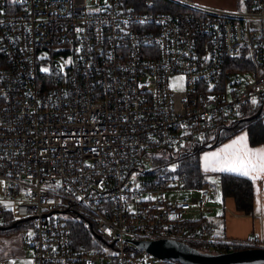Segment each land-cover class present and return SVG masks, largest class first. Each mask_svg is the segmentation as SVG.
<instances>
[{
    "label": "built area",
    "instance_id": "built-area-1",
    "mask_svg": "<svg viewBox=\"0 0 264 264\" xmlns=\"http://www.w3.org/2000/svg\"><path fill=\"white\" fill-rule=\"evenodd\" d=\"M168 1L180 9L0 0V225L21 224L33 264H164L136 244L161 239L264 248L217 236L214 184L189 188L162 160L264 101V0L234 11ZM241 55L252 69L219 79ZM182 190L196 192L169 197ZM75 220L94 223L95 246L78 248Z\"/></svg>",
    "mask_w": 264,
    "mask_h": 264
},
{
    "label": "trees",
    "instance_id": "trees-1",
    "mask_svg": "<svg viewBox=\"0 0 264 264\" xmlns=\"http://www.w3.org/2000/svg\"><path fill=\"white\" fill-rule=\"evenodd\" d=\"M126 4L133 6L137 10L143 11H171L174 12L180 8L172 4L168 0H123ZM248 6L250 0H243ZM221 70L219 79L223 77L238 75L242 71L252 69L251 62L243 55L227 59ZM262 108L261 113L253 119H246ZM246 131L251 145L256 146L264 144V101L256 105H248L241 110L239 118L232 122L230 126L223 127L220 130L218 139L214 141H204L193 146L187 147L175 156L174 163L178 174L185 175L189 188L199 187L205 181V174L200 164V156L203 151L213 148L214 146L226 141L238 133ZM164 162V161H163ZM220 189L223 199L232 198L235 203L236 210L242 214H253L255 212V186L254 182L243 175L234 173H222L219 175ZM73 234L76 239L78 248H89L95 246L91 243V233L95 230L94 223L90 227L84 221L75 220L70 223ZM4 229H0V236H8L18 233L22 230L21 224L14 226L13 223L3 225ZM164 264H175V262L164 260ZM255 264H264L255 263Z\"/></svg>",
    "mask_w": 264,
    "mask_h": 264
},
{
    "label": "crops",
    "instance_id": "crops-1",
    "mask_svg": "<svg viewBox=\"0 0 264 264\" xmlns=\"http://www.w3.org/2000/svg\"><path fill=\"white\" fill-rule=\"evenodd\" d=\"M199 5L211 8L224 9L229 11L243 10L245 3L243 0H190ZM240 137H245L246 144L249 150L256 151L264 149V144L253 146L250 144L246 131H242L235 136L227 139L226 141L207 149L202 152L200 156V164L203 173L222 174L225 172L220 171H205L204 169V156L210 155L213 152H219L226 146L232 144L233 141L238 140ZM234 173V172H228ZM238 174V173H234ZM240 175V174H238ZM254 182L255 186V212L253 214H242L236 210L234 200L232 198L223 199L219 201L218 194L214 193L210 205L214 206L213 212L208 215V219L211 221L214 232L219 237L228 238L232 240H244L251 235H256L258 240L264 241V174L259 179L253 180L251 176H246ZM206 180V179H205ZM189 192L195 193L196 190ZM222 206L227 207L229 210H225ZM21 232V231H20ZM18 232L8 236H0V255L2 257L12 255L13 258L26 261L28 264H32V259L26 254V249L23 244V236ZM3 248L6 251H3ZM9 260V259H8ZM3 261L4 264H9V261ZM2 261H0L1 263ZM2 262V264H3Z\"/></svg>",
    "mask_w": 264,
    "mask_h": 264
},
{
    "label": "water",
    "instance_id": "water-1",
    "mask_svg": "<svg viewBox=\"0 0 264 264\" xmlns=\"http://www.w3.org/2000/svg\"><path fill=\"white\" fill-rule=\"evenodd\" d=\"M246 118L253 119L261 113ZM18 225L15 223L14 226ZM5 227L0 225V229ZM140 251L160 260H169L180 264H255L264 262V248H248L231 253H204L194 247L176 240L161 239L157 241L136 242Z\"/></svg>",
    "mask_w": 264,
    "mask_h": 264
},
{
    "label": "snow or ice",
    "instance_id": "snow-or-ice-1",
    "mask_svg": "<svg viewBox=\"0 0 264 264\" xmlns=\"http://www.w3.org/2000/svg\"><path fill=\"white\" fill-rule=\"evenodd\" d=\"M15 2L16 0H13V3ZM68 62L71 63V61ZM203 160L205 171L234 172L243 176H251L253 180L259 179L264 174V149L249 150L245 137L233 141L219 152L205 155Z\"/></svg>",
    "mask_w": 264,
    "mask_h": 264
},
{
    "label": "rangeland",
    "instance_id": "rangeland-1",
    "mask_svg": "<svg viewBox=\"0 0 264 264\" xmlns=\"http://www.w3.org/2000/svg\"><path fill=\"white\" fill-rule=\"evenodd\" d=\"M8 1L11 2L12 0H8ZM89 1L90 0H88V2ZM58 60H59L58 61L59 62L58 63L59 66L61 68H63L68 63V61H70V58L68 57L66 59H61V60L58 59ZM180 78L181 77H177L176 79H173L171 81L172 87L174 89H176V90H180L183 87V79L181 80ZM239 80H242V76L241 75H239ZM175 156L176 155H174V156L164 155L163 158H162V160H164L166 162H169L170 160H175ZM176 167L177 166L175 164H172L169 169L174 171V170H176ZM205 179H206V181L214 184V193L218 194L219 201H221L222 193H221V189H220L219 175L218 174H214V173H208V174H206ZM190 194H195V193L182 190V191H180L178 193H169V197L170 198H175V197L180 198V197H183L185 195H190ZM20 233L22 234V232H20ZM29 233H31V235H32L33 234V231L27 232L28 235H29ZM91 241H92L93 244H96L94 240L91 239ZM3 251H6V249L3 248ZM26 254L28 256H30V258L32 257V252L30 250H26ZM2 256L3 255H0V261H2V262L3 261L7 262V260L9 259L8 260L9 261V264H28L24 260H20V259L13 258L12 255H9V257H11V258H8V256H5V257H2ZM2 262H1V264H2ZM3 264H4V262H3ZM103 264H106V263H103ZM175 264H180V263H175Z\"/></svg>",
    "mask_w": 264,
    "mask_h": 264
}]
</instances>
